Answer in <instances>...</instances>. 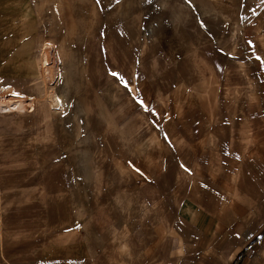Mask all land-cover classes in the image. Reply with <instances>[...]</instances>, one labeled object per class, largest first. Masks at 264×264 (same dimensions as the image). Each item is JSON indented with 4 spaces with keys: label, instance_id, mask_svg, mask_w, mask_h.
I'll return each mask as SVG.
<instances>
[{
    "label": "rangeland",
    "instance_id": "374dc122",
    "mask_svg": "<svg viewBox=\"0 0 264 264\" xmlns=\"http://www.w3.org/2000/svg\"><path fill=\"white\" fill-rule=\"evenodd\" d=\"M0 96V264H226L183 198L264 126V0H0Z\"/></svg>",
    "mask_w": 264,
    "mask_h": 264
},
{
    "label": "crops",
    "instance_id": "0c3cea01",
    "mask_svg": "<svg viewBox=\"0 0 264 264\" xmlns=\"http://www.w3.org/2000/svg\"><path fill=\"white\" fill-rule=\"evenodd\" d=\"M198 142L191 146L194 157L208 153ZM213 157L210 166L198 157L183 203L194 214L193 223L222 239L227 254L234 250L226 264H237L242 251L264 246V126L250 135L238 160Z\"/></svg>",
    "mask_w": 264,
    "mask_h": 264
},
{
    "label": "bare ground",
    "instance_id": "6f19581e",
    "mask_svg": "<svg viewBox=\"0 0 264 264\" xmlns=\"http://www.w3.org/2000/svg\"><path fill=\"white\" fill-rule=\"evenodd\" d=\"M20 99L21 98L14 97V96H8L5 98L0 96V107H6V106L10 105L12 102H17Z\"/></svg>",
    "mask_w": 264,
    "mask_h": 264
},
{
    "label": "snow or ice",
    "instance_id": "6c2138e0",
    "mask_svg": "<svg viewBox=\"0 0 264 264\" xmlns=\"http://www.w3.org/2000/svg\"><path fill=\"white\" fill-rule=\"evenodd\" d=\"M113 75H116L115 73H113Z\"/></svg>",
    "mask_w": 264,
    "mask_h": 264
}]
</instances>
